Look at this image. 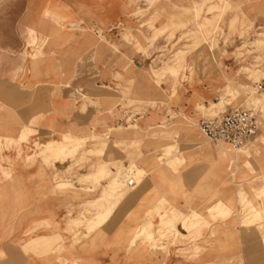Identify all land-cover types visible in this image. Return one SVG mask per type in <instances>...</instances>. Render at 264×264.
I'll return each instance as SVG.
<instances>
[{
  "label": "crops",
  "instance_id": "0c3cea01",
  "mask_svg": "<svg viewBox=\"0 0 264 264\" xmlns=\"http://www.w3.org/2000/svg\"><path fill=\"white\" fill-rule=\"evenodd\" d=\"M76 1L80 0H28L19 4L9 3L4 8L7 12L0 23L2 26L0 41L8 44L4 46L8 47L6 49L17 50L23 43L27 35L26 27L37 20L35 14L41 2L42 6L49 2L65 17L62 23H54L51 19L43 23L46 19L44 18L39 23L40 37L44 36L41 32L63 26L65 22L67 26L82 25L84 31L62 28L60 43L49 47L47 52L51 53L47 56H34L37 52L45 53V50L31 44V47H34L31 52L34 57L25 52L24 62L19 61V66L15 65L12 57H6L0 63V145L18 144L19 137L24 135L33 141L32 145H35L38 151L61 159L51 162L54 170L62 172L72 166L75 171L74 158L67 157L68 154L75 152L70 151V144L65 149H68L66 153L64 149L62 150L63 147L45 151L43 145L51 140H64L65 135L84 136L83 138H89V133L90 136L102 135L105 129L112 127L115 131L107 136L111 141V147L107 146L104 151L105 157L102 159L113 154L115 163L121 161L124 167L133 164L142 168L145 173L138 181L134 180L133 184H127L129 189H119L113 201L106 199L105 202L103 186L108 184L106 179H102L100 187L90 190L87 195L81 191L85 184H80L74 176L70 179L56 180L57 186L63 187L70 185L69 180H72V189L60 192L54 188L55 182L52 177L48 178L39 172L41 176L36 175L34 179H20L14 169L5 168L0 162V170L4 173L9 171L8 175H11L0 177V264H193L195 260L183 257L178 251L202 245L198 240L185 238L184 241L180 238L179 242L167 246L165 254L156 252L159 249L152 248L148 241H142L129 250L128 240L147 217H149L147 229L142 226V231H148L154 224L159 223V230H163L162 232L170 230L176 237L186 236L198 223L192 222L196 219L189 222V215L193 216L200 211L206 220L208 207L217 200L227 201L231 198L238 208L239 191H245L246 196L250 197L253 190L251 184H248L249 175L242 180L231 177L228 172L225 174L221 169L218 171L215 168L208 173L210 167H206L202 171L203 165L210 166L207 156L211 157V154L213 165L217 158H224L228 165L233 163L231 159L218 155L216 148L219 146L214 143L213 146L209 145V140L197 127L188 131L174 124L178 129L167 130L162 124L166 112L149 108L139 115L132 116L131 121L138 123V128L128 129L126 124H122L124 129L118 131V104L110 107L111 101L103 94L100 97H93L91 102H80V98L76 99V94L82 91L85 85L87 87L92 84L91 80H96V86L118 85L116 78L118 75L134 84L136 90L139 84H144L145 89L149 87L145 75L149 74V68L146 65H130V59L122 55V52L120 56L118 51H106L107 46L101 40L97 54L96 47L91 46L99 35L90 28H101L104 24L115 23L123 14V9H126L128 1L83 0L85 7H79ZM36 30L35 28V32ZM31 33L30 31V35ZM111 39L110 41H113ZM90 56L94 59L88 61ZM82 57L86 59L83 60V65L78 67L76 62ZM34 58L36 59L33 66L31 59ZM85 62H89L90 65ZM124 63L129 64L126 69L122 66ZM87 93L89 90L82 95ZM194 94L189 98L190 103L187 102L183 107L177 106L175 109L182 108L186 113L189 108L192 110L190 115H194V98L204 97V93ZM149 101L155 103V99ZM196 116L197 119L200 117L199 114ZM125 119L128 120L129 116ZM155 127L163 129L152 130ZM93 131L96 134H92ZM12 138L13 142L5 140ZM175 142L178 146L173 149ZM263 142L264 129L252 145L244 152L241 151L238 166L243 165L245 160L257 159L255 162L259 161L263 169ZM23 144L24 141L21 142V146ZM87 149L95 151L92 147ZM33 154L25 155L27 160L25 165L29 163L28 160ZM60 155L62 157H59ZM35 164L34 168L40 171L41 167L37 162ZM113 169L114 167H110V170L114 171ZM79 175L80 180L91 178L87 176L91 175V172H80ZM258 185L260 190L264 189V181H260ZM90 204L94 206L90 208L93 217L98 216L100 223L105 219L106 221L92 231L88 225L72 230L68 224L86 217L84 212L89 210ZM157 205L161 207L158 209L160 221L155 209ZM150 207H153L155 212L148 216L147 210ZM192 210L194 212H189ZM234 214L226 216V219L228 218L226 224H212L205 231L206 235L216 232V236L208 238L212 239L210 243H213L209 246V252L200 253L199 260L203 261L201 264L214 262L218 255L230 257L240 252L245 255L247 243L242 235L255 228L230 225L232 221L229 220ZM165 221H170L171 224H162ZM77 232L91 234L76 242ZM221 234L226 236H220ZM117 240L118 249L110 244L116 243ZM219 244L225 246V253L213 251L214 245ZM196 256L191 255L193 258Z\"/></svg>",
  "mask_w": 264,
  "mask_h": 264
},
{
  "label": "rangeland",
  "instance_id": "374dc122",
  "mask_svg": "<svg viewBox=\"0 0 264 264\" xmlns=\"http://www.w3.org/2000/svg\"><path fill=\"white\" fill-rule=\"evenodd\" d=\"M27 1L0 0V23L7 12L4 8L9 3L19 4ZM127 1L126 9H123V14L115 23L112 25L104 24L101 28H90L92 32L99 35L91 46L96 47L95 54H97L100 45L99 41L101 40L107 46L106 51H118V55L127 56L130 59V65H146L149 68V74H145L149 83V90L145 89L146 86L144 84H139L136 90L134 89V84L125 81L118 75L116 76L118 78V85L111 84V87L102 84L101 86H96V80H91L92 84L87 85L89 89L85 85L83 90L76 94V99L80 98V102H91L93 97H100L103 94V96L106 95L107 100L111 101L110 107H115L118 104V131L124 129L123 125L125 124L128 126V129L138 128V123L131 121L132 116L139 115L149 108L168 114L164 115L165 117L162 122L167 130H170V128L173 130L178 129V126L174 125L178 124L183 130L190 131L197 127V114L199 116L214 115L229 106L251 107L258 112L260 120L259 137L264 129V86L263 90L258 91L255 85L260 81L264 84V0ZM76 2L79 7H85L83 0ZM41 6L42 2L35 14L37 20L26 27L27 35L17 50L6 49L8 47L4 48L8 44L0 41V63L6 57H12L15 65L19 66V61L20 63L24 62L25 58L23 56L25 52L32 55L33 46L31 47V44H36V46L42 47L43 51L45 50V53L37 52L34 56H47L48 53H51L47 52L48 48L60 43V31L62 28L63 30L72 28L80 32L84 31L81 28L82 25L81 27L78 25L67 26L65 22L63 26L54 27L53 30H49L48 32H41L44 36L40 37L39 23L44 18L46 19L43 23L48 22L49 19L54 23H62L63 17H65V15L62 16L55 9V6H51L49 2ZM36 24L39 26H36ZM32 27L33 29L31 30L30 28ZM35 28L37 29L36 32ZM1 29L2 26H0ZM30 31L32 32L31 35ZM110 39L117 44L110 41ZM120 52H122V55ZM35 59H31V65L33 66L35 65L33 63ZM85 59L83 57L78 59L76 65L78 67L83 65V60ZM89 59L94 58L90 56L88 61ZM86 64L90 65L89 62ZM129 64L124 63L122 66L126 69ZM86 90L87 92L89 90V93L82 95ZM200 93H204V97L196 96L194 98V115H190L192 110L189 108H187L189 113L186 110V113L184 110L182 111V108L181 110L175 109L177 106L183 107L187 102L190 103L189 98L193 94ZM235 96H239V98ZM248 97H251V101L245 102ZM149 99H155V103L150 102ZM252 99L255 100L252 101ZM128 116L129 119L126 120L125 118ZM159 129L163 128L155 127L152 130L159 131ZM114 131L115 129L112 127L105 129L102 135L96 134L93 131L94 133L92 132V134H96V136H90L91 133H89V138H83L84 136L78 135H65L67 138L65 137L60 142L51 140L49 143L43 145L42 148L45 151H53L57 147H63L62 150L64 149L66 153L68 149H65L70 144V151L75 152L68 154L67 157L71 156L74 158L75 171H73L72 166L62 172L54 170L51 162L53 160L60 161L61 159L38 151L36 146L32 145L33 141H30L24 135L19 137L18 144L4 143L0 145V156H2L0 162L3 167L14 169L20 179H34L36 175L41 176L39 172L48 178L52 177L55 182L54 188L60 192L70 191L73 187L72 180H69L70 185L64 187L62 185L57 186L56 180L70 179L74 176L80 184H85L81 191L87 195L91 192L90 190H96L100 187L99 184L102 179H106L108 184L103 186V196H105L103 201L107 202L106 199L113 201L119 189H129L127 186L129 178L138 181L145 173L142 168L136 165L132 164L124 167L121 161L118 164L115 163L112 157L113 154H109L107 155L108 157L106 156V159H102V157H105L104 151L107 146L111 147V141L107 136ZM162 131L165 132L166 130ZM258 137L237 149L230 148L225 143L220 144L226 146L225 148H216L218 155L231 159V162L235 166L233 164L228 165L224 158H217L216 160L218 161L215 160L213 165L212 154L211 157L207 156V159L209 158L208 165L210 166L203 165L204 169L202 171L206 167H210L208 173L216 168L218 171L221 169L225 174L228 172L233 178H241L242 180L249 175L248 184H251L253 193L250 197H247L245 191L238 192L239 209L235 207L234 201L231 198L227 201L219 199L208 207L206 220L203 219L202 214L199 213L200 211H197L193 216L189 215V222L196 219L192 222H198L197 225L192 227L186 236L179 235L177 237L170 230L160 231L159 223L154 224L153 228L148 231H142V226L147 229L149 218L147 217L129 238V250L136 247L142 241H148L152 248L155 250L159 249L156 252L165 254V252L167 253L168 245L179 242L180 238L184 241L186 240L185 238H188L192 241L198 240L202 245L193 249H181L178 253L183 257L195 260L193 264H201L203 261L199 260L200 253L209 252V246H212L213 243H210L212 239L208 238L216 236V232L206 235L205 231L212 224H226L228 220L226 216L235 213L229 220L232 221L230 225L255 228L254 230H249V233L242 235V238L247 243L245 245V255L243 256V252L230 257L218 255L214 259V262L208 264H264V189L260 190L258 185L260 181H264V168H261L259 161L255 162L257 159L245 160L243 165L238 166L240 156L235 157L234 154L236 150H239L240 153L241 151L244 152ZM203 139L208 141L205 138ZM5 140L6 142L14 141L13 138ZM22 141L25 144L21 146ZM208 144L213 146V143L209 141ZM94 146H99V148H94ZM177 146V142H175L173 149H176ZM90 147L95 149V151L87 149ZM32 153H34L32 158H29V163L25 165V161H27L25 155ZM59 157L62 156L60 155ZM36 162L41 167L40 171L34 168ZM82 167L84 168L82 169ZM110 167H114V171L110 170ZM118 169H121V171ZM80 172H91V175H87L88 177L91 176V178L80 180V176L82 175H79ZM8 174L9 171L4 173V171L0 170V177L11 176ZM12 176H14V173ZM220 202H224V204ZM93 207L90 204L88 206L89 210L84 212L86 217H82L81 221L80 219L73 221L71 224H68L69 227L73 230L80 226L88 225L89 230L92 231L103 224L106 219L102 221L103 223H100L98 216L93 217V213L90 211V208ZM159 208H161L159 205L155 207L158 215L160 213L158 211ZM152 212L155 211L153 207H150L147 210V215L149 216ZM105 214L107 218L108 213L106 212ZM169 222L165 221L162 224H171ZM90 234L91 232L88 233V235ZM88 235L77 232L75 234V241H80ZM220 236H226V234H221ZM117 237L118 235H116ZM259 241L260 244H258ZM110 244L116 246L118 249V240L116 243L112 242ZM214 246V252L219 254L226 252L225 246L220 244ZM193 254L195 256L197 254V258L191 257Z\"/></svg>",
  "mask_w": 264,
  "mask_h": 264
},
{
  "label": "built area",
  "instance_id": "2783aa9c",
  "mask_svg": "<svg viewBox=\"0 0 264 264\" xmlns=\"http://www.w3.org/2000/svg\"><path fill=\"white\" fill-rule=\"evenodd\" d=\"M264 84L257 82L256 90H263ZM196 126L200 133L214 144L225 143L233 149L245 146L259 133L260 120L258 112L251 107L231 106L219 115H201ZM129 178L127 184H133Z\"/></svg>",
  "mask_w": 264,
  "mask_h": 264
},
{
  "label": "bare ground",
  "instance_id": "6f19581e",
  "mask_svg": "<svg viewBox=\"0 0 264 264\" xmlns=\"http://www.w3.org/2000/svg\"><path fill=\"white\" fill-rule=\"evenodd\" d=\"M235 97H237V98H239V96H235ZM255 99H252V101H254ZM241 101V100H240ZM251 101V97H248L247 99H246V101L245 102H250ZM236 104V103H235ZM222 112V111H221ZM221 112H219V113H217V114H214V115H211V116H215V115H219ZM258 135H259V133H258ZM258 135L256 136V137H258ZM66 137V136H65ZM255 137V138H256ZM67 138V137H66ZM254 138V139H255ZM253 139V140H254ZM252 140V141H253ZM60 142V141H59ZM63 142V141H62ZM61 142V143H62ZM251 142V141H250ZM250 142H248V143H250ZM65 143V142H64ZM60 144V143H59ZM221 143H218V146H219V148H225L226 146H222V145H220ZM59 146V145H58ZM239 150H236V152H235V157H239L240 156V151L238 152Z\"/></svg>",
  "mask_w": 264,
  "mask_h": 264
}]
</instances>
